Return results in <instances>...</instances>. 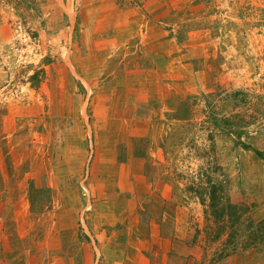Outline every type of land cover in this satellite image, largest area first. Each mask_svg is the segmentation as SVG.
Instances as JSON below:
<instances>
[{
    "label": "rangeland",
    "instance_id": "1",
    "mask_svg": "<svg viewBox=\"0 0 264 264\" xmlns=\"http://www.w3.org/2000/svg\"><path fill=\"white\" fill-rule=\"evenodd\" d=\"M264 0H0V264H264Z\"/></svg>",
    "mask_w": 264,
    "mask_h": 264
},
{
    "label": "trees",
    "instance_id": "2",
    "mask_svg": "<svg viewBox=\"0 0 264 264\" xmlns=\"http://www.w3.org/2000/svg\"><path fill=\"white\" fill-rule=\"evenodd\" d=\"M256 155L264 161V153L263 152H257ZM264 225V221L262 223H259L256 225V227L251 228L250 230L252 231V235L250 238L257 237L259 235V232H262V226Z\"/></svg>",
    "mask_w": 264,
    "mask_h": 264
}]
</instances>
